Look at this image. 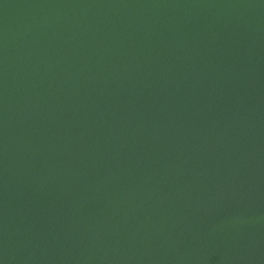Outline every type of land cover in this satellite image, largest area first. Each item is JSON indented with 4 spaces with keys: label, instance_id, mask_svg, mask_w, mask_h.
<instances>
[{
    "label": "water",
    "instance_id": "95a60500",
    "mask_svg": "<svg viewBox=\"0 0 264 264\" xmlns=\"http://www.w3.org/2000/svg\"><path fill=\"white\" fill-rule=\"evenodd\" d=\"M0 264H264V0H0Z\"/></svg>",
    "mask_w": 264,
    "mask_h": 264
}]
</instances>
